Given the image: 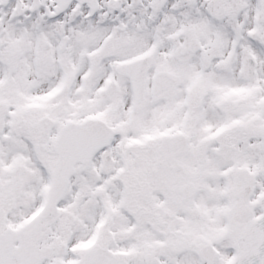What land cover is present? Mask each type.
<instances>
[{"label": "snow or ice", "instance_id": "obj_1", "mask_svg": "<svg viewBox=\"0 0 264 264\" xmlns=\"http://www.w3.org/2000/svg\"><path fill=\"white\" fill-rule=\"evenodd\" d=\"M0 264H264V0H0Z\"/></svg>", "mask_w": 264, "mask_h": 264}]
</instances>
